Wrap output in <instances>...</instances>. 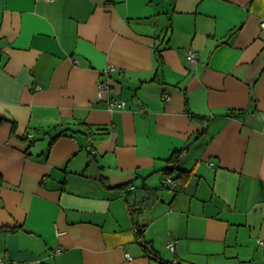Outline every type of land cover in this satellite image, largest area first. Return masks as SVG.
Instances as JSON below:
<instances>
[{
    "label": "crops",
    "instance_id": "obj_1",
    "mask_svg": "<svg viewBox=\"0 0 264 264\" xmlns=\"http://www.w3.org/2000/svg\"><path fill=\"white\" fill-rule=\"evenodd\" d=\"M263 22L264 0H0L4 264H264Z\"/></svg>",
    "mask_w": 264,
    "mask_h": 264
},
{
    "label": "built area",
    "instance_id": "obj_2",
    "mask_svg": "<svg viewBox=\"0 0 264 264\" xmlns=\"http://www.w3.org/2000/svg\"><path fill=\"white\" fill-rule=\"evenodd\" d=\"M263 26H264V22H263ZM187 59H188V62H190V63H194V62H196V60L198 59V52L195 51V50L192 49V48H189V49L187 50ZM111 67H113V66H111ZM110 89H111V85H110L108 82H106V81H101V80L98 81V95H99V97H102V96H103V93L110 91ZM165 98H166L167 100H169V99H170V96L167 94V95H165ZM115 105H122V106H125V105H126V101H125V100H121V101H119V102L115 101V102H113V103L111 104L110 107L112 108V107H114ZM142 111L145 112L146 109H145V108H142ZM167 180H170V178L166 177L164 181H167ZM176 242H177V240H175V239H171V240H169V241L167 242V247L170 248L171 250H174V249H175V246H176ZM55 251H56V252H60V251H62V247H57V248L55 249ZM126 257L129 258V259L132 258L131 255H130L129 253L126 254ZM4 263H5V262H4V259H3V258H0V264H4Z\"/></svg>",
    "mask_w": 264,
    "mask_h": 264
},
{
    "label": "water",
    "instance_id": "obj_3",
    "mask_svg": "<svg viewBox=\"0 0 264 264\" xmlns=\"http://www.w3.org/2000/svg\"><path fill=\"white\" fill-rule=\"evenodd\" d=\"M178 165H179V163H174V164H171L170 166H169V168H177L178 167Z\"/></svg>",
    "mask_w": 264,
    "mask_h": 264
},
{
    "label": "trees",
    "instance_id": "obj_4",
    "mask_svg": "<svg viewBox=\"0 0 264 264\" xmlns=\"http://www.w3.org/2000/svg\"><path fill=\"white\" fill-rule=\"evenodd\" d=\"M178 161H179V158H177V161L176 162H178ZM144 227L145 226H142V231H143ZM4 230H6V229H4ZM171 264H175V263H173V261H172Z\"/></svg>",
    "mask_w": 264,
    "mask_h": 264
},
{
    "label": "rangeland",
    "instance_id": "obj_5",
    "mask_svg": "<svg viewBox=\"0 0 264 264\" xmlns=\"http://www.w3.org/2000/svg\"><path fill=\"white\" fill-rule=\"evenodd\" d=\"M146 245V244H145Z\"/></svg>",
    "mask_w": 264,
    "mask_h": 264
}]
</instances>
